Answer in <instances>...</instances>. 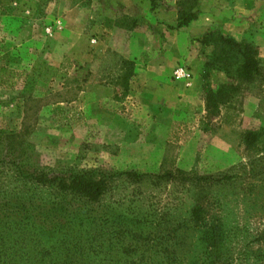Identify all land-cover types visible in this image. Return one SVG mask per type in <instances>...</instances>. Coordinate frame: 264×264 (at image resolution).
<instances>
[{"label": "rangeland", "instance_id": "1", "mask_svg": "<svg viewBox=\"0 0 264 264\" xmlns=\"http://www.w3.org/2000/svg\"><path fill=\"white\" fill-rule=\"evenodd\" d=\"M141 1L0 0V67L19 74L0 87V264H264L263 23ZM111 8L107 39L90 16ZM86 171L98 202L39 183Z\"/></svg>", "mask_w": 264, "mask_h": 264}, {"label": "trees", "instance_id": "2", "mask_svg": "<svg viewBox=\"0 0 264 264\" xmlns=\"http://www.w3.org/2000/svg\"><path fill=\"white\" fill-rule=\"evenodd\" d=\"M8 0H3L4 3H7ZM194 14L191 13L190 10H185L181 13L180 19L178 22L177 27L181 28L186 26L189 22L194 20ZM226 44L235 47L236 49H239L241 52H245L244 55L246 56V60L249 56V46H246L240 43H237L236 41L232 39H224ZM250 60V59H249ZM247 60L248 64L253 63ZM255 63V61H254ZM253 63V64H254ZM123 64H125L129 70H126L125 73L122 75V84L124 88H128V83L130 78L132 77V62L129 61H123ZM19 77V74L11 69H8L6 67H0V87L4 88H11L15 84L17 78ZM249 134L246 136V144H251V141L248 139ZM94 171L89 172H81L76 173L68 177L67 179H60V178H54V179H47L44 177H41L39 179V183L45 184L47 187H49L52 190H55L57 195L62 197L66 192H70L73 195L83 196L84 198L88 199L91 202H98L101 195L103 194V191L106 186V182L97 179L94 177ZM127 174V173H125ZM158 175V174H157ZM150 178H155L153 175H141L140 177L136 176V180L134 181V184H141L143 183V180H147ZM156 179H160V176H157ZM155 184H158V181H155ZM195 211L193 213H190V220L191 223L196 224L199 222L200 219H198L195 216ZM72 255V251L68 249L65 245L61 249V256L65 258H69Z\"/></svg>", "mask_w": 264, "mask_h": 264}, {"label": "crops", "instance_id": "3", "mask_svg": "<svg viewBox=\"0 0 264 264\" xmlns=\"http://www.w3.org/2000/svg\"><path fill=\"white\" fill-rule=\"evenodd\" d=\"M106 1V0H104ZM97 2L93 1L91 3V6L94 8ZM141 5H146V2L143 0L140 2ZM226 9H224L223 14L226 15L229 19L236 17L237 22L239 21H244L246 22V26H249L253 24V22L256 21V26H259V23H263L262 27H264V0H224ZM112 7V4H110ZM96 8V7H95ZM103 8V7H102ZM96 13H93L90 16V19H93V24H92V30L96 33H105V37L107 39H111L114 36L113 32V17H115V11L113 12V9L111 8L110 10L107 9H102L99 11L98 9ZM104 11V12H103ZM145 13V10L143 11ZM102 13V14H101ZM114 14V16H113ZM146 16V13L143 17ZM61 21L57 23L56 26H59V30H61L60 26ZM248 23H250L248 25ZM255 27V26H254ZM243 25L240 26V30H242V35L246 37L248 33L243 30ZM252 28V27H251ZM261 28V27H260ZM48 32L51 34L50 28L47 29ZM256 30H259L258 27ZM264 32V30H261ZM86 32V31H85ZM88 37V36H87ZM124 58L127 59L126 56Z\"/></svg>", "mask_w": 264, "mask_h": 264}, {"label": "built area", "instance_id": "4", "mask_svg": "<svg viewBox=\"0 0 264 264\" xmlns=\"http://www.w3.org/2000/svg\"><path fill=\"white\" fill-rule=\"evenodd\" d=\"M174 77L176 80L189 79L190 74L183 67H177L174 71Z\"/></svg>", "mask_w": 264, "mask_h": 264}]
</instances>
